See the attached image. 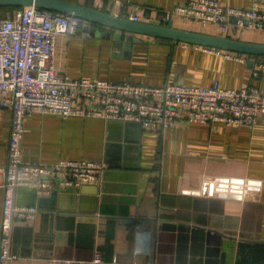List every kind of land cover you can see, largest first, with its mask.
Here are the masks:
<instances>
[{"label": "crops", "instance_id": "crops-1", "mask_svg": "<svg viewBox=\"0 0 264 264\" xmlns=\"http://www.w3.org/2000/svg\"><path fill=\"white\" fill-rule=\"evenodd\" d=\"M66 1L126 15L116 0ZM121 1L138 4L155 18L187 0ZM223 2L252 7V0ZM185 24L192 23L176 18L173 26L226 35ZM98 28L106 31L91 22L75 34L58 36L56 68L73 78L148 85L218 82L227 88L253 84L264 92L262 56L229 51L230 57L226 50L140 35L130 56L119 57L111 39L94 33ZM227 35L264 42V30ZM11 120V109L0 107V167L8 162ZM25 124V160L87 158L105 162L106 169L91 183L97 188L76 195V209H41L35 221L16 223L12 250L18 257L12 264H47L51 256L90 259L98 248L107 261L119 263L264 264V121L252 128L177 122L155 130L98 117L35 113ZM4 197L0 187V229ZM38 199L27 187L17 190L20 204L38 205ZM94 201L96 211L80 210Z\"/></svg>", "mask_w": 264, "mask_h": 264}, {"label": "built area", "instance_id": "built-area-1", "mask_svg": "<svg viewBox=\"0 0 264 264\" xmlns=\"http://www.w3.org/2000/svg\"><path fill=\"white\" fill-rule=\"evenodd\" d=\"M115 5L126 7L125 16L132 20L154 19L160 24L174 25L176 18H180L192 24L217 25L223 34L264 30V0H252L249 9L231 6L223 0H187L155 18H149L148 12L138 4L116 0ZM90 25L80 15L37 6L19 7L12 16L0 18V107H9L12 111L8 162L0 167V187L5 192L0 264H12L18 257L12 250L16 223L33 222L41 211L36 204L17 202L19 187H27L39 197L47 196L53 189L97 183L106 169L105 162L87 158L60 159L53 163L25 160L22 143L28 115L133 121L155 130L177 122L219 121L252 128L264 121V92L253 84L240 88L223 87L218 82L209 86L135 84L100 77L73 78L56 68L57 37L75 34ZM226 54L233 55L229 51ZM233 57L248 59L245 55ZM47 264L162 263L107 261L98 248L90 259L51 256Z\"/></svg>", "mask_w": 264, "mask_h": 264}, {"label": "water", "instance_id": "water-1", "mask_svg": "<svg viewBox=\"0 0 264 264\" xmlns=\"http://www.w3.org/2000/svg\"><path fill=\"white\" fill-rule=\"evenodd\" d=\"M0 6L27 7L37 6L62 13H74L89 21L102 25L101 29H93L96 34H104L111 39L113 55L130 56L133 43L140 40V35H149L159 38L171 39L174 42L181 41L196 45H203L215 49L231 52L244 53L252 56H264V42L249 41L232 37L230 35L213 34L203 31L191 30L173 25H164L156 20H132L126 16L116 15L111 11L102 10L98 7H90L77 2L66 0H0ZM107 28V29H106ZM92 31L91 28H88ZM103 35V36H104ZM253 60L251 59L250 62ZM125 125L142 127L141 123L124 121ZM98 184H83L79 187H69L65 189H53L50 195L40 196L38 208L41 210L76 209L74 198L78 193L88 192L90 188H97ZM85 198L82 200L84 201ZM61 200H65L62 202ZM95 201L91 204L79 208L81 211H96ZM128 219H125L126 223Z\"/></svg>", "mask_w": 264, "mask_h": 264}, {"label": "trees", "instance_id": "trees-1", "mask_svg": "<svg viewBox=\"0 0 264 264\" xmlns=\"http://www.w3.org/2000/svg\"><path fill=\"white\" fill-rule=\"evenodd\" d=\"M17 8H19V7H15V6H0V18H5V17L12 16L14 14V11ZM162 39H166V38H162ZM167 40H171V39H167ZM256 57H260V56H256Z\"/></svg>", "mask_w": 264, "mask_h": 264}, {"label": "rangeland", "instance_id": "rangeland-1", "mask_svg": "<svg viewBox=\"0 0 264 264\" xmlns=\"http://www.w3.org/2000/svg\"><path fill=\"white\" fill-rule=\"evenodd\" d=\"M185 25H187V26H189L191 28H195V29H202L203 28V29H207L208 30V28H210L212 31H215V32L219 31V27L217 25L208 24L205 27L202 24H191V25L185 24Z\"/></svg>", "mask_w": 264, "mask_h": 264}]
</instances>
